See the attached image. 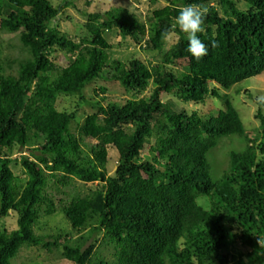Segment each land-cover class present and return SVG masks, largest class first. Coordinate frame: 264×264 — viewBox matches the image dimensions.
Returning a JSON list of instances; mask_svg holds the SVG:
<instances>
[{"label": "trees", "instance_id": "trees-1", "mask_svg": "<svg viewBox=\"0 0 264 264\" xmlns=\"http://www.w3.org/2000/svg\"><path fill=\"white\" fill-rule=\"evenodd\" d=\"M165 1L150 26L123 7L89 13L86 37L76 40L55 27L61 8L51 0H0V31L19 33L30 55L13 74L0 49V220L18 216L16 230H0V264H13L32 246L61 250L73 264H264L258 244L264 238V105L255 114L260 137L254 138L221 92L264 74V0ZM191 3L208 9L198 33L206 56L196 60L177 29L178 40L160 62L111 61L108 36L118 32L162 54V32ZM57 50L69 55L66 67L51 59ZM178 61L186 70L174 66ZM97 81L118 83L131 97L110 101L100 86L87 99L86 88ZM60 96H78L98 109L78 136L71 129L75 114L57 107ZM210 96L225 108L205 117L181 106ZM225 138L238 139L243 149L227 155L226 170L215 179L210 157ZM110 147L118 152L113 174ZM17 149L20 160L13 159ZM19 163L24 176L13 171ZM75 182L97 186L72 193ZM56 214L76 237L36 233L43 218ZM96 234L113 249L112 262L98 240L91 242Z\"/></svg>", "mask_w": 264, "mask_h": 264}, {"label": "rangeland", "instance_id": "rangeland-1", "mask_svg": "<svg viewBox=\"0 0 264 264\" xmlns=\"http://www.w3.org/2000/svg\"><path fill=\"white\" fill-rule=\"evenodd\" d=\"M55 8H61V14L55 22V27L68 34L71 38L79 40L86 37L85 24L87 22V14L95 12H105L113 7H123L132 12H135L139 16L140 20L150 26L153 23V12L162 9L168 5L165 0H51ZM108 39L113 47L110 52V58L112 60H121L123 62H129L133 58H141L153 63L160 62L163 59L166 52L171 46L178 40V37L174 35L171 40L165 43L162 54H158L149 49L144 48V44L137 45L132 39L124 37L121 33L110 34ZM0 49L2 51V58L7 62L8 66L12 67V73L16 74L19 62L26 60L30 57L27 50L24 49L20 43L19 33H7L0 31ZM53 62L60 67H66L69 63V55L63 51L57 50L51 57ZM178 69L186 70V64L182 61L174 63ZM107 88L106 97H109L110 101L123 103L125 100L131 97V94L127 93L123 86L118 83L109 84L104 81H97L90 84L84 94L88 99L93 95L92 91L98 87ZM223 95H225L232 102L235 109L238 111L243 125L249 135L254 138L260 137V122L255 118L256 112L260 106L255 102L256 97L264 95V74L245 80L239 84H236L229 90L221 89ZM149 93H144L142 96H146ZM165 101L169 97L164 96ZM170 99V98H169ZM177 103H180L178 100ZM189 113L193 111L199 112L201 116H209L218 113L219 110H223L225 105L219 99L214 97H208L204 104L195 105H181ZM57 107L60 111H66L74 113L76 116L75 122L72 124V132L75 135H79V128L83 124L85 118L88 115L98 112V109L92 106L91 103L82 101L80 97H66L60 96L57 101ZM264 112V106L262 107ZM230 139V138H229ZM87 143L90 141L87 140ZM154 142V139H153ZM233 149L240 151L243 146H240V142L236 138L223 139L219 148L215 151V155H211L210 162L213 165L214 173L212 174L215 179L220 178L227 167L229 157L227 156ZM24 156L31 157V152L25 151L22 153ZM150 156L149 151L146 152ZM20 160L21 152L17 149L13 155V159ZM118 165V152L114 147L109 149V163L108 170L110 174H113ZM13 171L16 175H23L24 170L21 164L13 166ZM24 176V175H23ZM26 177V176H25ZM75 189L72 193H83L92 188H96L97 184H82L75 182ZM201 202V200H200ZM17 218L15 213H11L9 217H5L0 220V230L7 229L13 231L17 229ZM62 231L65 234H69L71 237H76V233L71 228L70 223L64 219L61 214H56L50 217H45L41 220L39 226L36 228V233L39 235H46L57 233ZM102 234H96L92 238L91 242L98 240V247L101 254L110 262L114 260V251L111 248L101 245ZM90 242V243H91ZM13 264H73L68 260L62 258L61 250L48 251L42 246L39 247H24L18 258L12 261Z\"/></svg>", "mask_w": 264, "mask_h": 264}, {"label": "clouds", "instance_id": "clouds-1", "mask_svg": "<svg viewBox=\"0 0 264 264\" xmlns=\"http://www.w3.org/2000/svg\"><path fill=\"white\" fill-rule=\"evenodd\" d=\"M178 15L174 17L170 28L165 29L161 39L167 43L176 34L178 29L185 34L188 41L187 51L196 59L200 60L208 54V46L200 39L198 33L204 31L205 16L208 9L200 4L191 3L177 9ZM212 47H218V42L213 41ZM255 102L264 105V95L256 97ZM258 244L264 247V238H259Z\"/></svg>", "mask_w": 264, "mask_h": 264}]
</instances>
